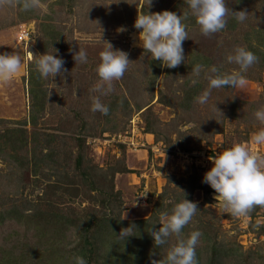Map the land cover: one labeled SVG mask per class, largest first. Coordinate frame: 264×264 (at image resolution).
Listing matches in <instances>:
<instances>
[{"label":"rangeland","instance_id":"rangeland-1","mask_svg":"<svg viewBox=\"0 0 264 264\" xmlns=\"http://www.w3.org/2000/svg\"><path fill=\"white\" fill-rule=\"evenodd\" d=\"M225 4L245 10L248 17L243 23L235 21L232 29L229 15L226 28L210 37L200 33L184 0H152L150 6L148 0H42V7L27 12L0 8V54L16 52L22 60L12 80L0 83V247H12L15 257L24 258L23 264H71L70 251L78 245L80 231L87 236L92 230H84L85 225H106L118 218L144 220L158 229L160 213L170 212L186 198L198 205L182 231L185 237L192 231L202 233L195 248L199 264H209L210 259L214 264H264V207L233 217L216 204V193L202 182L213 167L208 157L235 143H246L250 151L264 155V145L247 143L262 127L253 114L264 106V0ZM162 11L178 16L189 12L184 20L185 61L166 79L160 62L158 77L152 80L157 60L138 46L139 30L133 25L138 13ZM43 24L60 33L56 45L45 43ZM121 27L126 31L119 32ZM24 31L25 40H19ZM105 41L113 50L126 52L132 63L123 78L113 82L114 91L100 96L91 89L99 80L95 68ZM237 46L258 57L244 73L247 85L213 89L206 104L182 108L185 79L189 85L198 81L197 96L208 87L203 71L200 77L192 75L193 58H199L205 70L215 66L231 73L239 69L226 56ZM79 49L86 52L87 63L73 60ZM54 50L65 61L66 71L43 79L31 68L35 63L30 52L35 56ZM29 71L36 72L32 82L40 87L35 95H43L40 111L29 95ZM94 96L109 108L108 115L91 111ZM159 96L164 103L157 101ZM234 99L242 103L231 116ZM18 130L25 131L27 141L21 149ZM34 134L38 141H33ZM123 168L127 171L111 173ZM139 195L146 196V205L139 204ZM13 208L21 219L7 215ZM39 211L53 217L31 218ZM36 222L39 230L43 228L40 234ZM131 229L122 225L117 234L121 238ZM175 243L172 236L163 246H149V259L137 264L165 258ZM95 246V263L100 264L103 249L98 242Z\"/></svg>","mask_w":264,"mask_h":264},{"label":"clouds","instance_id":"clouds-1","mask_svg":"<svg viewBox=\"0 0 264 264\" xmlns=\"http://www.w3.org/2000/svg\"><path fill=\"white\" fill-rule=\"evenodd\" d=\"M152 0H148V6ZM190 10L191 16L199 26L200 33L210 37L219 33L227 26V19L231 15L237 22L243 23L248 13L245 10L233 11L225 0H184ZM20 8L21 11H32L42 7V0H0V8ZM189 12L178 16L175 12L162 11L157 13H138L133 27L139 30V47L144 53L151 55L153 60L161 62L162 67L169 69L180 66L185 61L183 42L188 39L187 19ZM119 32L126 31L121 27ZM106 47L99 53L100 62L95 68L98 82L91 89L100 96H107L114 91V81L123 78L128 70V54L121 50H113L109 42H104ZM35 69L40 77L52 79L62 75L65 61L55 54L45 53L33 55ZM76 64L87 63V54L83 49L73 52ZM226 61L238 66L239 70L231 73L221 72L215 66L205 70L202 64L192 68V75L200 77L202 71L208 81V87L194 102L206 104L213 89L242 88L248 81L244 75L247 70L258 62V57L244 47L237 46L232 54L226 56ZM22 60L18 53L0 54V83L7 84L20 71ZM193 80L192 83H197ZM92 112L108 115L109 108L104 105L99 97H92ZM256 121L262 126L253 132L248 144L264 145V106L254 112ZM208 160L213 167L204 174L203 183L208 184L216 193L213 199L224 211L233 217L247 216L256 206L264 207V155L253 153L246 143H235L230 148L209 156ZM186 194H184L185 197ZM198 211V205L184 198L176 203L171 211H163L159 216V228H150L148 234L154 241V246L160 247L168 242V238L175 236L176 243L172 244L166 257L160 260L152 259L150 264H197L196 245L202 235L199 231L190 232L187 237L183 229L192 221ZM130 229H122L120 235ZM74 264H87L83 256L76 255Z\"/></svg>","mask_w":264,"mask_h":264},{"label":"trees","instance_id":"trees-1","mask_svg":"<svg viewBox=\"0 0 264 264\" xmlns=\"http://www.w3.org/2000/svg\"><path fill=\"white\" fill-rule=\"evenodd\" d=\"M237 7V6H236ZM236 11V10H233ZM233 23H231V20H229V27L234 29L233 25L235 24V19L231 16ZM44 20H49V17L45 15ZM45 28V29H44ZM42 30H44L43 34L45 37V40H47L45 43L49 42V44L51 45H56L57 42H59V37H60V33L54 29L53 25L51 24H43L42 25ZM47 45V44H45ZM196 57L193 58V60L191 61L190 64V71H192V68L194 67V65L198 64V62L196 61ZM199 60V58L197 59ZM156 66L153 69L152 75H153V79L154 80L156 77H158L159 74V69H160V61L156 62ZM35 66H31V68H34ZM179 69V68H178ZM177 68H166L165 70V79L169 76V74L174 73L176 71H178ZM36 74V72H32L29 71V81H31V83H29V95L31 96V98L33 99V102L36 101V105H37V111H40V109L42 108V97L43 95H35V92L40 88L38 87V84L35 82H32L33 78L32 75ZM34 74V76H35ZM40 86V85H39ZM184 86L183 87L185 89V94L183 95L182 98V102L180 104V106L184 109H189L191 107V104L194 103V97L197 96V88H198V84H192L189 85L188 80L185 79L184 81ZM221 89H228V88H221ZM38 100V102H37ZM124 101L126 102V100L124 99ZM157 101L159 103H164V101L162 100V98L159 96L157 98ZM242 102L239 101L238 99H234L233 101H231L230 103V108H229V114L232 116L234 113H236V109L238 108L239 104H241ZM41 106V107H40ZM31 124L35 123L34 117H32ZM19 136V140H18V145L17 146L19 149H21L23 146H25L26 144V138H25V131L24 130H18V132L16 133ZM33 141H38L37 135L34 134L33 136ZM119 171H127V169H120L118 171H112V174H115ZM85 172V171H84ZM87 173H83L82 175L84 176V178H87ZM89 178V177H88ZM108 187V185H107ZM106 187V189H108ZM109 189L110 186H109ZM13 214V216H15L17 219H21L22 218V214L17 211V209H12L7 211V215L10 217ZM29 217V216H28ZM37 217L41 218V219H48L53 217L52 215L48 214V213H44L43 211H39L38 213H36L35 215H32L31 218L36 219ZM3 218V217H1ZM38 218V219H39ZM70 220V219H69ZM108 224L104 225L102 224V222L97 221L95 224L94 222H92V225H85L86 227L84 228V230L86 231H90V229L92 228V230L90 232H88L89 234L86 236L85 234H83V232L80 231L79 233V237H78V245L74 246L73 249H71V264H74L73 262V257L76 255H80L83 256L84 259L87 261V264L92 262L93 264L95 263V260L97 258H99V255H97V249L98 247L95 246V243H99V245L101 246L102 253L100 256L101 259V263L100 264H137L138 262H140L141 260H148L150 257L149 252L146 250L148 249L149 246H153L155 249L156 247L154 246V241L152 239V237L148 234V231L150 228H152V224H148L147 221L141 220V221H121L118 218L113 220V219H109L108 220ZM50 222H46L44 223L45 227L48 229V227L50 226L49 224ZM73 222H71L70 224H72ZM69 224V223H68ZM43 225V227H44ZM122 225H125L127 227L132 228L130 233L126 236L123 237H119L118 236V229L121 228ZM35 230L38 231V233L40 234V231L43 229L41 227V229H38V224L37 222L35 223ZM45 228V229H46ZM56 231V230H55ZM38 234V235H39ZM53 249H51L52 251ZM12 247L10 248H2L0 247V264H23L24 262V258L22 256L19 257H15L12 254ZM211 254H215L216 253V249L212 246L210 248ZM199 252L198 250L196 251V259H197V264H199ZM39 258V255H38ZM96 258V259H95ZM209 264H214V260L210 259Z\"/></svg>","mask_w":264,"mask_h":264},{"label":"built area","instance_id":"built-area-1","mask_svg":"<svg viewBox=\"0 0 264 264\" xmlns=\"http://www.w3.org/2000/svg\"><path fill=\"white\" fill-rule=\"evenodd\" d=\"M26 36H27V33H26V31H24L21 35H19L18 38H19V40H25ZM136 199L138 200L140 205H146V203H147V198L144 195H139V196H137Z\"/></svg>","mask_w":264,"mask_h":264}]
</instances>
